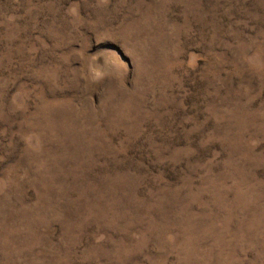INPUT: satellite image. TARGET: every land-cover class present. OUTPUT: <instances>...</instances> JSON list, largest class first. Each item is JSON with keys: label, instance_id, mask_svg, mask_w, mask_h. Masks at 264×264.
Returning a JSON list of instances; mask_svg holds the SVG:
<instances>
[{"label": "rangeland", "instance_id": "rangeland-1", "mask_svg": "<svg viewBox=\"0 0 264 264\" xmlns=\"http://www.w3.org/2000/svg\"><path fill=\"white\" fill-rule=\"evenodd\" d=\"M0 264H264V0H0Z\"/></svg>", "mask_w": 264, "mask_h": 264}]
</instances>
